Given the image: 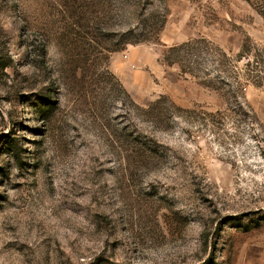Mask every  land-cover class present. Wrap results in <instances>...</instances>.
I'll return each instance as SVG.
<instances>
[{
  "label": "rangeland",
  "instance_id": "obj_1",
  "mask_svg": "<svg viewBox=\"0 0 264 264\" xmlns=\"http://www.w3.org/2000/svg\"><path fill=\"white\" fill-rule=\"evenodd\" d=\"M0 264H264V0H0Z\"/></svg>",
  "mask_w": 264,
  "mask_h": 264
},
{
  "label": "trees",
  "instance_id": "obj_2",
  "mask_svg": "<svg viewBox=\"0 0 264 264\" xmlns=\"http://www.w3.org/2000/svg\"><path fill=\"white\" fill-rule=\"evenodd\" d=\"M129 41H128V39L125 37V34H122L121 36H120V39H119V43L118 44H120L122 47L123 46H125L127 43H128ZM161 100H165V97H161L158 101H156V102H161ZM155 102V103H156ZM153 103H151L150 104V107H152L153 108ZM154 109V108H153Z\"/></svg>",
  "mask_w": 264,
  "mask_h": 264
}]
</instances>
